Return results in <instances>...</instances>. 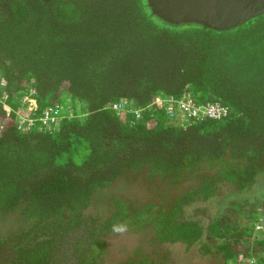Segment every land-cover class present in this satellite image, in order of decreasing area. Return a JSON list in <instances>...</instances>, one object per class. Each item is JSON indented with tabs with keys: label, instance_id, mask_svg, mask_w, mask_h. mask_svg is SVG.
Instances as JSON below:
<instances>
[{
	"label": "trees",
	"instance_id": "trees-1",
	"mask_svg": "<svg viewBox=\"0 0 264 264\" xmlns=\"http://www.w3.org/2000/svg\"><path fill=\"white\" fill-rule=\"evenodd\" d=\"M0 76L10 104L0 103V216H18L0 235V264H101L104 237L125 220L223 264L264 259V197L248 210L246 197L230 199L207 225L184 214L264 173V12L215 29L168 22L148 0H0ZM182 94L228 113L176 123L152 103ZM64 97L73 112L42 125ZM122 99L127 111H115ZM120 177L181 189L166 201L112 196L107 215L89 211L97 188Z\"/></svg>",
	"mask_w": 264,
	"mask_h": 264
},
{
	"label": "rangeland",
	"instance_id": "rangeland-1",
	"mask_svg": "<svg viewBox=\"0 0 264 264\" xmlns=\"http://www.w3.org/2000/svg\"><path fill=\"white\" fill-rule=\"evenodd\" d=\"M74 104L77 107L78 104L76 102ZM61 105V111L66 114L73 112V104H70L68 98L64 97ZM168 120H176V123L187 121L179 111L174 118ZM134 180H126L120 177L106 187L97 188L89 211L99 213L102 216L107 215L111 211L112 196L127 198L126 201L131 199L141 202L153 198H157V201L161 199L166 201L181 189L158 177L146 185L143 182H137V180L135 183ZM256 180L257 185L251 186L242 193L230 192L226 187H223L219 198L212 197L204 202L186 206L184 207V214L187 218L199 219L203 225H207L219 212H222L221 208L227 204L225 202L236 198L243 201L245 197L248 203L242 209L248 210L256 198L264 197V173L259 174ZM243 211L242 214L246 213L245 210ZM238 218L242 219L239 215ZM17 220V214L7 217L0 216V235L4 237L15 229L18 224ZM244 221L246 220L242 219V222ZM120 223L127 224V231L123 235H119L111 230L104 237V245L101 247L102 250L99 255L101 264L124 263L128 262L131 257L134 258V261L144 264H223L220 255H202L197 245L186 247L180 242L158 243L152 239L150 227L136 229L126 220L116 224Z\"/></svg>",
	"mask_w": 264,
	"mask_h": 264
},
{
	"label": "water",
	"instance_id": "water-1",
	"mask_svg": "<svg viewBox=\"0 0 264 264\" xmlns=\"http://www.w3.org/2000/svg\"><path fill=\"white\" fill-rule=\"evenodd\" d=\"M171 23L197 22L215 29L233 27L264 12V0H148Z\"/></svg>",
	"mask_w": 264,
	"mask_h": 264
},
{
	"label": "built area",
	"instance_id": "built-area-1",
	"mask_svg": "<svg viewBox=\"0 0 264 264\" xmlns=\"http://www.w3.org/2000/svg\"><path fill=\"white\" fill-rule=\"evenodd\" d=\"M5 79L0 76V103L3 104L6 108H9L10 104L8 103V93L5 88ZM30 95L29 93L21 94L20 95V110L22 111L31 103ZM156 106H159L162 108L167 118L172 119L176 116L177 111L181 112L182 115L187 119H203V118H220L222 116H225L228 111L227 107L222 105L218 101L213 102H207L205 104H197L193 100L192 97L188 96L187 94H182L181 98L176 99L171 96H156L154 101L152 102ZM151 104V103H150ZM126 100L122 99L121 101L114 102L111 106L115 111H127L126 109ZM43 112L41 117L38 118L40 122H42V125H46L49 122H53L57 118L62 117V115L59 116V110L61 111V108L55 107L49 108ZM143 109H131L132 112H134V115L138 118L141 115ZM20 119L21 124H32L33 121L36 120V118H28L24 119L20 116H18ZM50 120V121H48ZM250 264H258L256 262V259L254 257L250 258Z\"/></svg>",
	"mask_w": 264,
	"mask_h": 264
},
{
	"label": "clouds",
	"instance_id": "clouds-1",
	"mask_svg": "<svg viewBox=\"0 0 264 264\" xmlns=\"http://www.w3.org/2000/svg\"><path fill=\"white\" fill-rule=\"evenodd\" d=\"M112 231L116 234L123 235L127 231V224H114Z\"/></svg>",
	"mask_w": 264,
	"mask_h": 264
},
{
	"label": "crops",
	"instance_id": "crops-1",
	"mask_svg": "<svg viewBox=\"0 0 264 264\" xmlns=\"http://www.w3.org/2000/svg\"><path fill=\"white\" fill-rule=\"evenodd\" d=\"M250 258H252V257H249V258L246 259V261H247L249 264H250V262H249V261H250ZM254 258H255V257H254ZM255 259H256V262H257L258 264H264V259H262L263 261H262V260L259 261V259H257V258H255Z\"/></svg>",
	"mask_w": 264,
	"mask_h": 264
}]
</instances>
